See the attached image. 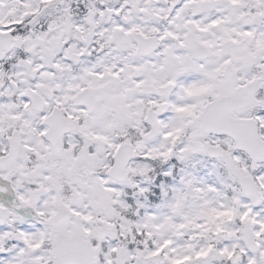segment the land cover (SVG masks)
Returning <instances> with one entry per match:
<instances>
[{
	"label": "snow or ice",
	"instance_id": "1",
	"mask_svg": "<svg viewBox=\"0 0 264 264\" xmlns=\"http://www.w3.org/2000/svg\"><path fill=\"white\" fill-rule=\"evenodd\" d=\"M0 264H264V0H0Z\"/></svg>",
	"mask_w": 264,
	"mask_h": 264
}]
</instances>
